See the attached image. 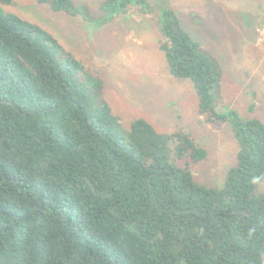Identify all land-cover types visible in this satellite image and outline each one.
I'll use <instances>...</instances> for the list:
<instances>
[{
  "label": "trees",
  "instance_id": "16d2710c",
  "mask_svg": "<svg viewBox=\"0 0 264 264\" xmlns=\"http://www.w3.org/2000/svg\"><path fill=\"white\" fill-rule=\"evenodd\" d=\"M12 1L0 0V264H264V124L217 112L219 67L174 15L161 29L169 72L192 82L205 123L230 124L239 145L221 189L194 181L207 152L190 133L144 119L123 129L86 66L7 13ZM132 2L101 8L115 17Z\"/></svg>",
  "mask_w": 264,
  "mask_h": 264
},
{
  "label": "rangeland",
  "instance_id": "374dc122",
  "mask_svg": "<svg viewBox=\"0 0 264 264\" xmlns=\"http://www.w3.org/2000/svg\"><path fill=\"white\" fill-rule=\"evenodd\" d=\"M71 1L86 13L53 12L38 0H13L3 9L45 29L82 62L123 129L144 119L160 133H190L208 156L193 169L194 181L221 189L239 145L230 124L205 123L192 82L170 74L163 14L171 12L219 67L217 112L264 124V0H133L115 17L102 10L105 0ZM255 195L264 196V178Z\"/></svg>",
  "mask_w": 264,
  "mask_h": 264
},
{
  "label": "crops",
  "instance_id": "0c3cea01",
  "mask_svg": "<svg viewBox=\"0 0 264 264\" xmlns=\"http://www.w3.org/2000/svg\"><path fill=\"white\" fill-rule=\"evenodd\" d=\"M207 157H208V156H207ZM207 157L205 158V160H204V161H206V160H207ZM231 168H232V167H231ZM231 168H230V169H231ZM230 169H229V170H230ZM229 170H228V171H229ZM226 175H227V173H226Z\"/></svg>",
  "mask_w": 264,
  "mask_h": 264
}]
</instances>
